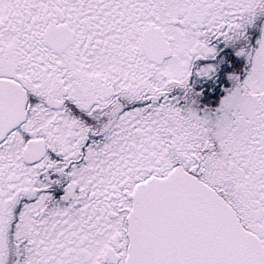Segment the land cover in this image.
Listing matches in <instances>:
<instances>
[{"label":"snow or ice","instance_id":"obj_1","mask_svg":"<svg viewBox=\"0 0 264 264\" xmlns=\"http://www.w3.org/2000/svg\"><path fill=\"white\" fill-rule=\"evenodd\" d=\"M0 264H264V0H0Z\"/></svg>","mask_w":264,"mask_h":264}]
</instances>
